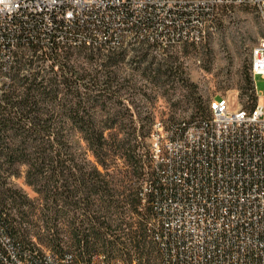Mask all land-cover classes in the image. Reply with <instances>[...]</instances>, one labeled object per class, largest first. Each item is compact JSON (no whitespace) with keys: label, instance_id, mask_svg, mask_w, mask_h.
I'll return each mask as SVG.
<instances>
[{"label":"built area","instance_id":"obj_1","mask_svg":"<svg viewBox=\"0 0 264 264\" xmlns=\"http://www.w3.org/2000/svg\"><path fill=\"white\" fill-rule=\"evenodd\" d=\"M264 0H0V80L9 79L20 48L141 42L166 50L197 44L215 30L219 10ZM122 25V32H114ZM176 25V32H169ZM250 71L264 76V39L250 52ZM233 108L215 97L209 114L165 125L149 140L152 175L139 192L148 207L147 234L157 264H264V99ZM0 264H126L94 249L87 260L70 250L38 249L18 240L0 213ZM134 255L131 264H138Z\"/></svg>","mask_w":264,"mask_h":264},{"label":"trees","instance_id":"obj_2","mask_svg":"<svg viewBox=\"0 0 264 264\" xmlns=\"http://www.w3.org/2000/svg\"><path fill=\"white\" fill-rule=\"evenodd\" d=\"M139 45L141 49L143 46L147 49L137 62L143 63L147 61L149 48L156 46L146 42ZM89 48L95 49L90 54L95 66L85 72L74 70L69 75L63 67V58L70 54L72 47L56 44L51 50H45L31 45L22 55L28 60L15 61L10 66L9 79L0 80L2 218L18 240L29 239L35 224L26 226L25 230L23 220H16L15 224L16 218L11 217L1 204L7 197L18 200L16 191L7 186V179L17 175L21 165H26V180L42 201L40 221L43 225L37 226L38 231H47V242L56 249H62L63 245L79 249L83 260L89 259L92 251L97 249L93 237L98 242L117 245L119 251L125 249L118 242L121 222L112 217L123 203L139 211L147 234L149 210L147 206L139 209L142 204L139 192L144 181L151 177H138L143 174L145 160L137 149L145 144L137 142L138 129L133 124L131 129L123 128L121 110H118L122 100L114 95L130 83L128 78L120 81L117 68L125 58L124 49L109 50L110 54H106L102 52L103 47ZM171 59L169 56L166 62H156L153 57L143 73L151 79L159 78L161 74L171 76L175 72L168 62ZM48 60H51L50 64L46 63ZM156 63L159 66L153 69ZM55 65L61 69L54 70ZM25 67L32 71L21 73ZM108 67H114V70ZM155 71L159 72L158 76L152 75ZM249 82L252 83L251 77ZM115 84L117 90H112ZM144 118L151 119V116L147 114ZM141 128V138L152 132L145 131L144 126ZM91 155L95 160L90 158ZM144 156L150 162L149 146ZM119 159L123 161L119 162ZM128 188H131L130 193L126 192ZM35 201L26 195V204L32 210L37 207ZM78 209L82 210L79 220ZM108 235L113 238L109 240ZM140 237L141 234L135 232V249L141 245Z\"/></svg>","mask_w":264,"mask_h":264},{"label":"rangeland","instance_id":"obj_3","mask_svg":"<svg viewBox=\"0 0 264 264\" xmlns=\"http://www.w3.org/2000/svg\"><path fill=\"white\" fill-rule=\"evenodd\" d=\"M215 26V30L200 43H184L168 51L156 47L149 48V56L147 61L143 63L137 62L140 60L141 53L147 50L146 46H143L144 49H141L140 45L123 48L125 58L117 68L121 76L120 81L128 78L130 83L115 92L114 95L122 100L118 105V110H121L123 128L126 126L131 129L130 125L133 124L138 129L137 142H144L145 144V146L137 149L140 157L145 160L143 174L138 176L140 179L150 177L152 174L151 162L144 156L148 150L150 134L146 138H141L139 135L142 126H144L145 131H152L156 120L167 125L173 120L207 115L209 114V102L215 97L225 96L229 98L233 108L250 107L257 101L254 81L258 94L264 99V76L255 75L254 77L250 71L251 49L260 39L264 38V17L259 12V8L243 4L224 7L219 10L216 16ZM26 49L29 47L20 48L16 52L15 61L25 62L28 60L27 56L25 59L22 57L26 53ZM92 49L89 47L69 49L70 54L63 58V67L69 75L74 70L85 72L95 66L90 55L93 52ZM102 52L110 54L106 48H102ZM169 56H172V59L168 62L175 70L171 76L161 74L162 76L159 78L151 79L143 73V69L153 57L156 58V62H166ZM46 63L50 64L51 60ZM158 66L156 63L153 64L152 68L157 69ZM58 69H61L59 65H55L54 70ZM108 69L114 70V67H108ZM31 71L25 67L21 73L29 74ZM152 75L158 76L159 72H152ZM250 77L251 84L249 82ZM112 90H117L116 84ZM196 102L199 105H196ZM147 114H150L151 119L144 118ZM90 158L95 160L93 155ZM118 161L122 162L123 160L119 159ZM117 177L123 178L121 175ZM7 181V186L16 191L18 200L14 201L11 197H7L1 203L2 206L11 217L16 218L15 224L18 220H23L22 226L25 230L26 226L35 224L31 228L33 230L29 239L26 240V238L18 235L22 238L21 240L27 245L42 250L51 249L58 252L70 250L75 253L78 259L83 260L79 249L67 245H63L62 249H56L47 242V231L43 233L38 231L37 226L43 225V221H40L42 201L39 199L38 192L26 180V165H21L19 173L8 177ZM122 189L121 187L120 190ZM130 190L131 188H128L126 192L130 193ZM26 195L31 199H36L37 207L34 210L26 204ZM116 210L112 217L121 222L118 242L125 249L119 251L117 245L98 242L95 237L92 239L95 241L93 245L95 244L94 246L99 250H110L115 254L124 256L126 264L132 263L134 255L138 259V264H157L159 252L146 234L139 211L132 209L127 203H123ZM76 214L79 220L82 217V210L78 209ZM135 232L141 234L139 249L134 247ZM112 238L108 235L109 240ZM105 264H111V261H105Z\"/></svg>","mask_w":264,"mask_h":264},{"label":"bare ground","instance_id":"obj_4","mask_svg":"<svg viewBox=\"0 0 264 264\" xmlns=\"http://www.w3.org/2000/svg\"><path fill=\"white\" fill-rule=\"evenodd\" d=\"M242 4L251 5L249 3H242ZM114 32H122V25H114ZM169 32H176V25H169ZM0 254H1V246H0ZM103 264H105V261H103Z\"/></svg>","mask_w":264,"mask_h":264}]
</instances>
